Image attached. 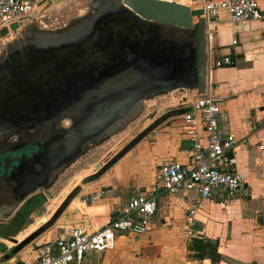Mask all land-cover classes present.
Masks as SVG:
<instances>
[{
  "label": "water",
  "instance_id": "obj_1",
  "mask_svg": "<svg viewBox=\"0 0 264 264\" xmlns=\"http://www.w3.org/2000/svg\"><path fill=\"white\" fill-rule=\"evenodd\" d=\"M67 1L49 0L40 11ZM202 15V9L171 0H88L83 12L56 27L32 18L10 26L13 39L0 47V157L6 162L4 150L15 138L31 140L22 155L12 152L18 172L0 198V221L11 227L6 238L15 251L46 231L81 187L207 93L209 40ZM9 36L7 28L0 30V41ZM176 91L190 98L146 113L149 103ZM139 121L140 130L119 152L64 194L52 219L43 217L31 235L16 238L31 196L50 197L74 164ZM36 125L48 140L40 142Z\"/></svg>",
  "mask_w": 264,
  "mask_h": 264
},
{
  "label": "crops",
  "instance_id": "obj_2",
  "mask_svg": "<svg viewBox=\"0 0 264 264\" xmlns=\"http://www.w3.org/2000/svg\"><path fill=\"white\" fill-rule=\"evenodd\" d=\"M257 1L264 12V0ZM191 2L192 8H198L201 0ZM211 34V56L229 57L233 62L232 66L212 72V93L223 110L222 135H234L238 142L234 157L247 184L233 204L203 202L196 215L194 237L218 243L221 260L215 264H264V23L233 24L223 13L211 25ZM189 145L182 116L169 119L102 177L81 187L51 226L38 236L40 248L35 252L28 245L15 251V244L0 230V264H33L43 245L68 239L74 228L84 226L94 232L106 226L126 211L130 197L137 192L158 195V208L149 230L141 236L118 234L114 249L89 257L82 264H123L127 261L125 253L134 264H141L146 256L145 260L152 261L151 264H214L210 259L193 256L190 246L194 237L188 238L185 232V217L197 194L181 191L169 196L158 188L161 165L189 163ZM63 192L53 197L52 202L61 198ZM61 202L62 198L48 207L37 224L43 217L52 219ZM25 226L16 236L19 241L28 236H23ZM162 232H170L172 238L160 242L157 235Z\"/></svg>",
  "mask_w": 264,
  "mask_h": 264
},
{
  "label": "built area",
  "instance_id": "obj_3",
  "mask_svg": "<svg viewBox=\"0 0 264 264\" xmlns=\"http://www.w3.org/2000/svg\"><path fill=\"white\" fill-rule=\"evenodd\" d=\"M46 2L47 0H0V30L7 28L11 36L10 26L21 25L31 19L39 6ZM197 9L203 10L202 18L207 23L208 91L205 95L195 96L189 105L190 112L182 116L184 132L190 142L189 163L163 164L158 177V188L166 195L187 191L195 192L198 196L185 217L188 238L196 235V215L203 202L233 204L245 191L247 184L246 177L237 169L234 157L238 142L234 135H222L220 130L223 110L220 101L212 93L211 75L215 69L232 66L233 62L229 57L211 56V25L223 13L228 15L233 24L252 21L264 23V12L257 0H201ZM157 208V194L137 192L130 197L122 215L94 232L87 231L84 226L76 227L68 239L60 238L43 245L33 264H82L89 257L114 249L118 234L141 236L146 233Z\"/></svg>",
  "mask_w": 264,
  "mask_h": 264
},
{
  "label": "rangeland",
  "instance_id": "obj_4",
  "mask_svg": "<svg viewBox=\"0 0 264 264\" xmlns=\"http://www.w3.org/2000/svg\"><path fill=\"white\" fill-rule=\"evenodd\" d=\"M48 1L49 0H47V2ZM171 1L183 4L191 8L194 7L191 0H171ZM46 3L39 6L38 10L33 15L32 19L38 21L40 24L44 26L56 27L66 22L70 17L83 12L88 3V0H69L59 6L40 11L41 8ZM11 39H13V35L0 41V47L2 46L3 43H6L7 41H10ZM189 98H190L189 93L182 92V91H176L167 97L160 98V99H157L156 101L149 103L147 106L146 113L152 114L168 106H173V105L178 106L181 104L183 100L189 99ZM140 128H141V123L139 121L134 127L129 129L125 133L112 139L111 141L103 145L102 147L94 150L88 156L84 157L83 159L78 161L76 164H74L66 172V174L61 178V180L58 182V184L53 190L52 196L50 195V197H48V199L46 200V203L44 205H41L39 207L40 209H37L35 213L32 215V223L25 226L26 232L23 234V236L27 234L31 235V233L35 231L34 230L35 227L40 226V224H37L39 222L38 218L39 216L43 215L44 212L47 211L48 207H51L52 205L57 204L67 191H71L75 186H80L81 181L84 179V177L87 176V174L90 171L94 169L96 164L106 161L111 156H113L115 153L119 152L134 137V135L140 130ZM62 191H65V192H63L61 198L57 199L53 203L52 202L53 197L58 196ZM49 198L51 199L49 200ZM9 229H11V227L2 229L5 233V234L3 233V236H6ZM169 234L170 232H162L158 234L157 235L158 240L162 243H164L166 240H170L172 237ZM173 237L177 238V235L175 232H173ZM37 239L38 237L28 244V246L33 252H35L38 248H40L39 244L36 242ZM5 245L12 246L10 243H7ZM125 254H126L127 261L123 264H134L133 261H131L132 258L131 257H130L131 259L128 258L127 253ZM153 254L154 252L151 254V256H153ZM146 257L143 258L141 264H151L152 263V261L149 262L148 260H145Z\"/></svg>",
  "mask_w": 264,
  "mask_h": 264
},
{
  "label": "flooded vegetation",
  "instance_id": "obj_5",
  "mask_svg": "<svg viewBox=\"0 0 264 264\" xmlns=\"http://www.w3.org/2000/svg\"><path fill=\"white\" fill-rule=\"evenodd\" d=\"M33 133H38L39 134V140L40 142H44L46 140H48L49 135L47 133H41L40 132V126L36 125L34 127V132ZM33 135V134H32ZM31 135V138H32ZM30 140V139H29ZM27 137H23L22 141H18L16 138L14 139V141L16 142V144H13L12 146L7 147V149L4 150V157H9L8 159H6L4 162L3 158L0 157V198H1V194L4 192L5 188H7L11 182V175L13 173H17L18 172V166L19 163L17 160L14 159V155L12 154V152L14 151H18L17 155H22V153L25 152V150L21 149L24 147V144L26 142L29 141ZM31 141V140H30ZM33 141V140H32ZM35 142V141H34ZM36 143V142H35ZM10 153V155H9ZM24 162L29 161L28 157H26L25 155H23V158H21ZM22 167V165H20ZM36 168L38 169L39 167L36 166ZM5 173V174H4ZM2 175L4 176V178H2ZM40 194H36L34 196H31V198L28 200L27 202V207L25 210V213H28V217L25 219V223L24 226L26 224H31L32 223V215L35 213V211L41 206L44 205L46 203V200L48 199V196H42ZM5 225L3 222H0V230L4 233V231L2 230L3 228H5Z\"/></svg>",
  "mask_w": 264,
  "mask_h": 264
},
{
  "label": "trees",
  "instance_id": "obj_6",
  "mask_svg": "<svg viewBox=\"0 0 264 264\" xmlns=\"http://www.w3.org/2000/svg\"><path fill=\"white\" fill-rule=\"evenodd\" d=\"M190 250L194 252L196 259H210L212 263H219L221 255L218 253V243H213L208 239L194 237Z\"/></svg>",
  "mask_w": 264,
  "mask_h": 264
},
{
  "label": "bare ground",
  "instance_id": "obj_7",
  "mask_svg": "<svg viewBox=\"0 0 264 264\" xmlns=\"http://www.w3.org/2000/svg\"><path fill=\"white\" fill-rule=\"evenodd\" d=\"M20 239V238H19Z\"/></svg>",
  "mask_w": 264,
  "mask_h": 264
}]
</instances>
